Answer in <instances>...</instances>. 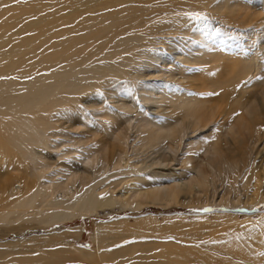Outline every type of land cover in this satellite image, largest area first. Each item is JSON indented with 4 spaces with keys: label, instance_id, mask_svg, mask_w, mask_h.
I'll return each mask as SVG.
<instances>
[{
    "label": "bare ground",
    "instance_id": "obj_1",
    "mask_svg": "<svg viewBox=\"0 0 264 264\" xmlns=\"http://www.w3.org/2000/svg\"><path fill=\"white\" fill-rule=\"evenodd\" d=\"M175 6L184 11L185 6L204 7L199 0H0V154L9 157L12 162L8 161L13 163L11 170L21 173L24 183L23 189L18 190L19 187L10 186L18 176L9 174L2 180L0 202L8 201L10 196L13 199L0 211V228L26 221L49 227L111 203L102 187L115 175L104 176L107 166L102 164L120 166V146L128 139L119 127L123 120L140 140L135 150L159 148L165 139L178 144L188 130L197 131L201 137L211 128L213 137L209 142L201 139L198 143L188 142L187 147L203 149L202 152L211 155L209 159L217 169L221 166L223 169V165L235 171L244 167L243 148L250 143L246 141L256 143L264 139V53L262 59L257 56L241 61L211 60L210 49L187 56L183 50L168 46V50L177 49V56L185 63L207 68L216 63L218 73L193 80L185 71V79L190 81L187 86L203 91V97L177 90L155 93L151 81L141 82L144 76L141 64L151 60L157 71L163 57L154 48L159 40L156 36L170 29L185 31V21H167ZM219 9L235 11L236 6L225 1L216 7ZM155 17L158 20L153 21ZM100 90L105 93L108 90L113 100H118L119 95H137L145 107H164L162 118L155 117L153 108L137 115L135 106L120 100L118 109L126 112L124 116L101 105L94 111L102 127L87 129L93 135L89 136L93 138H89L90 146L79 139L75 150L58 151L53 144V138L60 132L56 125L58 116L73 119L82 100L99 95ZM174 114L179 117L172 119ZM239 129L245 130L244 133L240 134ZM229 134L238 136H230L234 147L226 146ZM99 135L114 139L117 144L107 146L98 139ZM221 137L227 139V143L223 142L225 147L220 145ZM51 158L55 159V165L51 164ZM190 159L185 161L186 170L194 168ZM259 160L242 186L249 195L250 190L261 195L264 204V155ZM128 167V173L138 176L149 170L132 163ZM88 168L91 171L86 172ZM78 181L80 187L76 185ZM197 183L204 184L205 178L202 176ZM9 187L13 189L11 192ZM169 190L155 188L151 197L153 200L169 197L172 195ZM170 229L179 231L177 226ZM81 231L76 228L29 237L23 240L24 245L18 241L0 242V264H253V259H245V255L239 254L238 258L237 250L228 251L222 242L207 241L208 236L197 234L190 235L195 242L235 258L225 257L228 260L225 261L208 255L181 256L182 252L169 246L143 240L117 245L128 236L110 234L102 228H97L93 237L96 249L61 242L73 234L80 237Z\"/></svg>",
    "mask_w": 264,
    "mask_h": 264
},
{
    "label": "rangeland",
    "instance_id": "obj_2",
    "mask_svg": "<svg viewBox=\"0 0 264 264\" xmlns=\"http://www.w3.org/2000/svg\"><path fill=\"white\" fill-rule=\"evenodd\" d=\"M199 1L204 7L190 8L185 6L184 11L180 9L181 7L175 6L168 15L167 21H185V31L173 32L170 29V31H166V34L156 36L159 43L157 42L154 48H158L161 52L162 62H164L159 64L158 70L156 71L155 66H152L151 60H148V64H141L144 72L141 82L146 84L152 82L151 86L155 93L162 90L165 92L177 90L182 94L195 93L199 97H203V91L194 90L193 87L187 86L190 81L187 82L188 80L185 79V71L193 80L205 76L210 77L214 73H218L216 63L209 68L205 65L185 63L180 59L181 57L177 56V49L183 50L187 56L210 49L209 52L213 54L211 60L221 58L228 60L229 58L233 59L232 61H241L257 56L262 59V53H264L262 51L264 50V0ZM225 1L234 4L236 10L229 12L216 10V7ZM195 3L198 4L197 1ZM148 19L151 20V18ZM154 20H158V18L155 17ZM168 46L177 49L168 50L166 49ZM150 65L152 67L148 68ZM104 91H99L101 95L82 100L79 109L77 112L75 111L77 115L73 119L66 118L64 115L58 116L56 125H58L57 128L60 132L53 138V144L58 147V151L75 150L79 139L84 140L88 147L90 146L89 138L91 140L93 138L89 137L92 134L89 135L87 131L102 127L101 124H103L100 118L95 115V111L102 107L101 105H105L123 116L126 115V112L118 109L120 102L130 107L135 106L137 115L141 114V111H152L150 108L153 107H145L137 95H129V97H120L121 95H119V102L109 97L108 90L107 94ZM98 96L100 97L98 98ZM213 104L215 105V103ZM163 108L154 107L157 115L152 116L156 118L158 116L161 119ZM94 109L96 110L94 111ZM174 115L172 119L179 117L177 114ZM126 123V120L119 123L120 130L128 135L127 143L121 144L122 147L120 146L122 152L120 166L112 167L105 162L102 164L104 167L107 166L104 176L115 175V178H109L102 187V190L111 197V203L102 204L90 214L82 215L72 221L57 223L49 227H43L35 221H26L9 228H0V242L18 241L19 245H24L23 240L25 238L54 235L69 229L81 228L80 237L76 238L73 234L61 242L91 250L96 249V242L93 239L96 230L102 228L110 234L128 236L127 239L117 245H127L130 242L143 240L142 242H151L157 246H160L159 243L163 244L164 247L169 246L171 250L182 252L181 256H185V253L208 255L224 258L225 261H228L225 257L235 258L221 252V250L195 242L190 235L197 234L208 236L207 241L222 242L224 249L228 251L230 249L237 250L238 258L241 256L239 254H242L245 255V259H253V264H264V204H261V195L252 194V190H250L251 195H249L242 186L243 180L248 176L252 166L258 165L259 159L264 155V139L257 140L256 143L245 142L246 144L250 143L246 147L245 144L243 145L245 148L248 146L247 150L243 148V152H245L243 154L246 157V164L243 168H238L235 171L234 168L229 166L226 168L223 165V169H221L222 166L217 169L209 159L211 155L207 152L206 155L205 151L202 152L203 149L193 146L187 147L188 142L198 143L201 139L209 142L210 138L213 137L209 131L211 128L206 129L201 137L197 131L191 133V130H188V135H184L178 144H176L177 141L170 143L171 141L165 139L159 148L135 150L134 147L140 140L136 133L125 125ZM242 130H240V134L245 131ZM100 135L98 139L104 141L107 146L113 147L117 144H115L114 139L110 140L106 136H103L104 138L101 136L102 139H100ZM230 136H238L230 134L226 136L229 140L226 146L234 147L233 138ZM221 139L220 145L225 147L227 139L222 137ZM224 141L226 143L223 144ZM150 150H154V152ZM5 155L4 153L0 154V189L2 188V180L9 174L18 176L15 179L16 182L14 181L10 186L12 188L19 187L18 190L23 189L24 183L21 173L11 170L13 163L10 164L12 161ZM188 156L191 157L190 164L194 167H191L190 170H186L185 164ZM53 159L51 158L50 162L55 165V159ZM129 163L136 164L143 169L147 167L149 170L142 171L140 176L128 173ZM85 171L91 170L88 168ZM201 175L205 178L204 184L197 183L199 178H202ZM116 180L120 181L111 186V182ZM80 183L78 181L76 185L80 187ZM11 187H9L10 192L13 190ZM155 188L170 189L172 195L153 200L151 193ZM2 194L3 192L0 190V196ZM12 199L13 197L10 196L8 201L4 199V202H0V211L3 207L11 204ZM174 226L178 227V232L170 229ZM202 226L209 228L204 229ZM214 234H216L215 237L212 236ZM100 249L102 248L100 247ZM229 261L234 263L232 260Z\"/></svg>",
    "mask_w": 264,
    "mask_h": 264
}]
</instances>
